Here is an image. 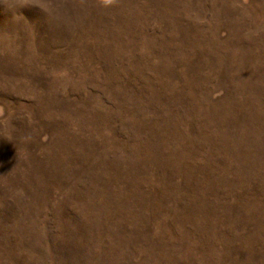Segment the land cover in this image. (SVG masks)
I'll use <instances>...</instances> for the list:
<instances>
[{"label": "rangeland", "instance_id": "rangeland-1", "mask_svg": "<svg viewBox=\"0 0 264 264\" xmlns=\"http://www.w3.org/2000/svg\"><path fill=\"white\" fill-rule=\"evenodd\" d=\"M0 264H264V0H0Z\"/></svg>", "mask_w": 264, "mask_h": 264}]
</instances>
